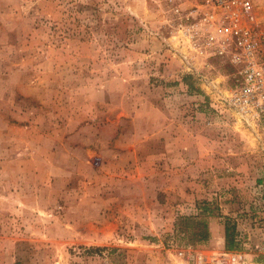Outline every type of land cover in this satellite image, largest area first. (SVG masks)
I'll use <instances>...</instances> for the list:
<instances>
[{
	"label": "rangeland",
	"instance_id": "374dc122",
	"mask_svg": "<svg viewBox=\"0 0 264 264\" xmlns=\"http://www.w3.org/2000/svg\"><path fill=\"white\" fill-rule=\"evenodd\" d=\"M193 1L0 0V264H264V129L172 39Z\"/></svg>",
	"mask_w": 264,
	"mask_h": 264
},
{
	"label": "built area",
	"instance_id": "2783aa9c",
	"mask_svg": "<svg viewBox=\"0 0 264 264\" xmlns=\"http://www.w3.org/2000/svg\"><path fill=\"white\" fill-rule=\"evenodd\" d=\"M167 26L172 39L205 67L228 68L224 103L242 123L264 129V0L176 4L168 11ZM218 257L204 254L194 264H213Z\"/></svg>",
	"mask_w": 264,
	"mask_h": 264
},
{
	"label": "trees",
	"instance_id": "16d2710c",
	"mask_svg": "<svg viewBox=\"0 0 264 264\" xmlns=\"http://www.w3.org/2000/svg\"><path fill=\"white\" fill-rule=\"evenodd\" d=\"M190 85V83L187 82ZM206 227L203 225L201 228H198V231L195 233V236L202 240L207 239ZM238 234L236 233L235 225L229 224L228 222L224 225V245L227 249H233L236 246ZM90 249V248H89ZM96 249V248H95Z\"/></svg>",
	"mask_w": 264,
	"mask_h": 264
},
{
	"label": "crops",
	"instance_id": "0c3cea01",
	"mask_svg": "<svg viewBox=\"0 0 264 264\" xmlns=\"http://www.w3.org/2000/svg\"><path fill=\"white\" fill-rule=\"evenodd\" d=\"M223 237H224V229H223Z\"/></svg>",
	"mask_w": 264,
	"mask_h": 264
}]
</instances>
